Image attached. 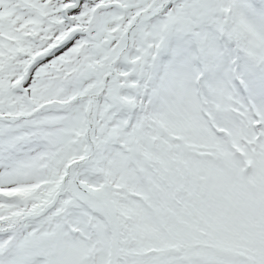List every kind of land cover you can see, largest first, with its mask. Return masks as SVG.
Wrapping results in <instances>:
<instances>
[{"label": "snow or ice", "instance_id": "1", "mask_svg": "<svg viewBox=\"0 0 264 264\" xmlns=\"http://www.w3.org/2000/svg\"><path fill=\"white\" fill-rule=\"evenodd\" d=\"M0 264H264V0H0Z\"/></svg>", "mask_w": 264, "mask_h": 264}]
</instances>
